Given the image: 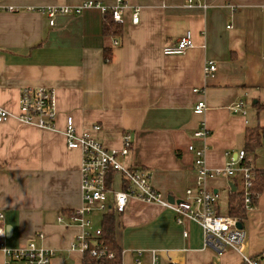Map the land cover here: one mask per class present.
Segmentation results:
<instances>
[{
	"label": "crops",
	"instance_id": "0c3cea01",
	"mask_svg": "<svg viewBox=\"0 0 264 264\" xmlns=\"http://www.w3.org/2000/svg\"><path fill=\"white\" fill-rule=\"evenodd\" d=\"M84 1L0 0V7L18 9L0 10V104L14 113L0 121V212L6 229L12 227L5 243L24 247L43 232L37 242L56 251L51 264L83 260L82 253L71 249L79 227L57 221L60 213L69 220L83 203L81 152L68 149L64 135L68 116L74 117L79 133L89 131L109 149H120L124 134H131L126 163L150 169L154 187L176 200L195 186L190 144H206L207 166L223 168L245 150L247 128L264 130V0H201L192 7L186 0H124L128 6L122 34L113 37L103 33L104 11L99 7L80 15H58L54 26L44 14L29 10ZM92 1L106 7L117 4ZM136 9L139 20L134 22ZM188 31L193 48L183 54L164 53ZM105 49L112 50L110 60ZM210 60L217 70L206 76L204 66ZM26 87L55 91V129L16 118ZM201 99L207 110L197 115L194 107ZM241 99L245 113L234 109ZM202 121L210 131L205 141L194 137ZM94 125L101 128L95 130ZM246 160L264 172V136ZM206 182L217 194L218 212L229 215L231 194L243 190L241 174L212 176ZM116 218L123 264H135L140 249L169 250L174 264H210L215 254L205 246L199 223L183 216L180 224L175 211L159 204L132 199ZM263 221L264 190L243 224L249 228L245 253L250 256L264 254ZM101 222L93 221L98 227ZM161 254L166 264L165 252ZM229 254L234 256L228 264H243L240 253ZM4 258L0 250V264Z\"/></svg>",
	"mask_w": 264,
	"mask_h": 264
},
{
	"label": "built area",
	"instance_id": "2783aa9c",
	"mask_svg": "<svg viewBox=\"0 0 264 264\" xmlns=\"http://www.w3.org/2000/svg\"><path fill=\"white\" fill-rule=\"evenodd\" d=\"M201 0H186L187 6L200 5ZM128 6L126 1L117 0L113 7H106L99 2L87 0L76 6H48L31 7L29 10L44 14L51 26L55 25L58 15H80L84 10L93 7L101 8L104 13L110 11L115 22H123V12ZM2 11L15 12L18 9L0 7ZM134 22L139 20L138 9L133 14ZM115 41V44H118ZM192 33L188 31L177 44L164 48L167 55L183 54L193 48ZM217 70L214 61H207L204 66L206 76L212 75ZM196 92H202L200 88ZM244 100H239L234 109L245 113ZM207 110L206 102L201 99L195 107L194 113L203 115ZM14 117V113L0 104V121H7ZM16 118L23 124L33 125L43 129H55L57 120L56 95L52 88L48 87H26L22 89L19 98V110ZM101 125H94L99 130ZM210 134L205 122L202 121L194 133L197 140L205 141ZM66 145L68 149H78L81 152V192L82 205L75 209L69 220L64 213L57 217L59 224L70 226L76 225L80 233L76 236L71 246L73 251H79L83 255L90 252L92 256L101 258L107 255V249L101 245H93L92 242L102 235V227L95 226L92 215L98 211L106 213L113 209L115 214L120 215L126 211L129 202L136 199L148 204H159L165 208L172 209L178 215V223H183V216L199 223L205 237V246L214 248L222 255L227 248H231L242 255L245 264H264V256H250L245 253L247 232L237 226L240 219L230 215H222L218 212L217 194L207 186V179L212 176L232 177L237 172L242 176L244 203L246 211L255 207L259 193L254 191V180L258 169L244 162L247 152L239 151L235 160L229 162L226 167L211 169L207 166V150L205 144L196 147L194 143L189 145V150L194 154V167L196 170L195 186L186 190L184 199L169 201L157 190L152 183V172L148 168L129 165L127 157L133 147L132 135L124 134L120 149H109L105 147L89 131L79 133L76 129L75 119L68 116L64 130ZM188 236V232L184 233ZM44 233L37 232L29 240L27 245L19 248H9L6 245L7 229L4 214L0 212V250L4 254V264H51L56 256L52 248L40 245L37 240L43 239ZM135 264H162V252L166 255V264H174V259L169 250L140 249L137 251ZM110 256H113L111 253Z\"/></svg>",
	"mask_w": 264,
	"mask_h": 264
},
{
	"label": "trees",
	"instance_id": "16d2710c",
	"mask_svg": "<svg viewBox=\"0 0 264 264\" xmlns=\"http://www.w3.org/2000/svg\"><path fill=\"white\" fill-rule=\"evenodd\" d=\"M103 33L106 37H113L122 34V24L115 22L110 11L104 13ZM112 50L105 49V58L110 60ZM259 104V103H258ZM257 104V105H258ZM261 108H264V104ZM264 130L259 127L247 128L245 133V151L255 152L262 145ZM245 163L248 161L245 159ZM237 185V184H236ZM254 191L259 194L264 190V172L258 170L254 180ZM247 212L244 203V191H234L230 196L229 215L237 217L244 224L247 218ZM102 235L92 242L93 245H101L107 249V255L97 258L88 251L83 255L82 264H123V249L119 245L116 237L117 218L113 209L108 210L102 217ZM113 256H110V254ZM245 264V263H243Z\"/></svg>",
	"mask_w": 264,
	"mask_h": 264
},
{
	"label": "rangeland",
	"instance_id": "374dc122",
	"mask_svg": "<svg viewBox=\"0 0 264 264\" xmlns=\"http://www.w3.org/2000/svg\"><path fill=\"white\" fill-rule=\"evenodd\" d=\"M218 176V175H217ZM101 213L100 212H97V213H94L93 214V216H92V218H93V221L95 222V224L96 225H98L99 223H100V221H101ZM262 228H263V230H264V221L262 222ZM246 230L247 231H249V228L247 227L246 228ZM209 249L210 250H212L215 254L213 255V257H212V260H211V263L210 264H228V262L231 260V257H233L234 256V254H229V252L231 251V250H233V249H231V248H227L226 250H225V252H224V254H222V255H224V256H222V255H220V254H218V252L214 249V248H212V247H209ZM237 252V251H236ZM238 253V252H237ZM239 255V254H238ZM241 256V255H240ZM239 256V257H240ZM261 256H264V254L263 255H261ZM225 257V259L226 260H224L223 258ZM254 257H257V256H254ZM243 259V258H242ZM244 263V262H243Z\"/></svg>",
	"mask_w": 264,
	"mask_h": 264
},
{
	"label": "water",
	"instance_id": "95a60500",
	"mask_svg": "<svg viewBox=\"0 0 264 264\" xmlns=\"http://www.w3.org/2000/svg\"><path fill=\"white\" fill-rule=\"evenodd\" d=\"M169 201L173 202L174 201V198L172 196H169ZM238 227L240 228H243V224L241 222H238L237 224ZM7 232H8V235H11L12 234V227L11 226H8L7 227Z\"/></svg>",
	"mask_w": 264,
	"mask_h": 264
}]
</instances>
